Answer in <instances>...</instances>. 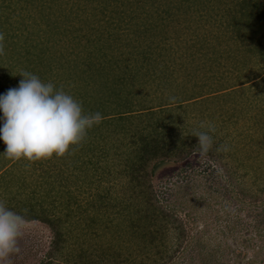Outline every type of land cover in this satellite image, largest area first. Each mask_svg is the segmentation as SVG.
Wrapping results in <instances>:
<instances>
[{"label": "trees", "instance_id": "1", "mask_svg": "<svg viewBox=\"0 0 264 264\" xmlns=\"http://www.w3.org/2000/svg\"><path fill=\"white\" fill-rule=\"evenodd\" d=\"M55 2L9 0L12 16L0 17V94L26 70L72 94L85 114L104 118L60 157L9 159L0 140V199L53 234L39 264H264L262 168L248 185L245 159L230 163L219 150L227 135L215 128L206 154L192 135L199 115L223 116L219 109L228 107L235 126L252 120L261 136L264 91L253 92L251 102L260 98L251 106L225 98L259 81V74L245 81L235 73L264 67V0H90L99 6L87 21L79 18L86 6L68 11ZM260 136L244 139L262 164ZM76 190L86 191L88 205ZM174 194L181 201L172 204ZM212 206L210 224L203 211ZM199 219L205 225L198 230ZM98 233L100 245L93 243ZM84 234L86 245L78 238Z\"/></svg>", "mask_w": 264, "mask_h": 264}, {"label": "clouds", "instance_id": "2", "mask_svg": "<svg viewBox=\"0 0 264 264\" xmlns=\"http://www.w3.org/2000/svg\"><path fill=\"white\" fill-rule=\"evenodd\" d=\"M5 55V34L0 31V56ZM17 87L0 94V140L9 159L36 161L64 156L72 146L83 142L90 129L103 121L99 111L85 114L83 105L63 88L45 82L37 74L21 71ZM212 123L200 125L192 135L197 138L200 154L214 144ZM219 150L228 152L224 144ZM26 218L0 199V261L20 254L19 240L24 234Z\"/></svg>", "mask_w": 264, "mask_h": 264}, {"label": "rangeland", "instance_id": "3", "mask_svg": "<svg viewBox=\"0 0 264 264\" xmlns=\"http://www.w3.org/2000/svg\"><path fill=\"white\" fill-rule=\"evenodd\" d=\"M101 1H102V6H103V1L104 0H101ZM2 2H3V0H0V17H2L3 19H6L7 17H11L12 14H13V11L9 7V0H6V2L4 4H2ZM60 2H61V0H59V2H55V3L59 5ZM55 3H52V4L55 5ZM62 3L64 4V7L68 11L71 9V7L74 8V10H76V8H80L81 7L83 9V7L86 6V13L79 17L81 20H84V18H86V21H87V19L89 17L90 18L93 17V12L97 8V7L95 8L94 6H99V4H97V3L94 4V5L91 4L90 0H86V3H85V0H62ZM77 4H79V5H77ZM7 6H8V9L6 8ZM38 6L39 7L41 6L40 3H39ZM77 12L79 14L82 13L81 11H77ZM75 16H76V14L73 15V17H75ZM11 19H13V17ZM70 19L71 18L66 19V20L69 21ZM219 22L221 23V21H219ZM75 23L76 24L73 26V23L68 22V24L72 25L73 29L76 28V27H79L81 25V23H79V22H75ZM40 28H41L40 25L39 26H38V24L35 25L36 31L40 30ZM104 31H105V34L107 35L109 33L108 32L109 28L108 27L102 28V30L100 29V31H98V32H100L102 34ZM73 32L78 33V32H76L74 30H73ZM98 32H95V34L98 33ZM208 32H207V35H208ZM170 33H171V31H170ZM71 36H72V33H71ZM66 45L67 44H65L63 46H66ZM230 67H232V66H230ZM199 72L200 71H198L197 73H199ZM263 73H264V67L259 66V65L253 66L250 69H245L243 67V71H240V72L236 71L235 75H241L242 79L245 80V81L246 80H251L250 79L251 77L253 78V77L256 76V74H259L260 75L259 81L251 80L249 82H246L245 85H243V86L239 85L241 87H237L235 89V90H239L237 92V94H236L237 96L234 95V96H230V97L225 98L227 100V103H229L231 101L239 103V105L241 103L242 104L248 103V104H250V106L254 105V104H257V100L260 97H253L252 102H251V98H252V95H253L254 91H255V94L257 96H259L260 94L262 95V93L260 92L261 90L264 91V75H262ZM198 75H200V74H198ZM194 80H195V78L193 79V82H194ZM255 89H257L258 91H256ZM246 90H248V91H246ZM246 92L250 93V94L247 96ZM150 98L151 99H156V98H159V97H155L153 94H151ZM201 107H199V109H201ZM227 108L228 107H225L223 109H219V111H223L224 110L223 116H220L219 113H217V115L216 114L211 115L214 118H211L210 115H208V116L199 115L198 120H199L200 123H204V124H207V123H212L213 124V123H215L216 130H221V131H218V132H221L220 135L221 136H225V135L228 136V138L227 137L226 138L228 139L227 140V144L230 146V151L226 152V158L229 160L230 163H233L234 160H236L237 158H238L237 162H240L241 160L245 159L244 162L247 164L246 170L248 172V175L242 177V179L248 185H255L256 182L254 180H256L258 178L257 177V173L255 171H257L258 168H260V167L262 169H259V172L261 173V175H262V177L264 179V163L260 164V162H259L260 160L256 159V157H255V159L253 158L252 149H249V143H248L249 141L245 140L244 136H247L249 133H252L253 136L257 138V136H260L259 135V131L257 133H253V130L255 128L253 124L255 122L254 121L252 122V120H247V119L246 120H242V121H240V123L237 126H235L234 123L232 121H230L229 118H228L229 113H226L227 112L226 111ZM262 117L263 116H261V118ZM224 121H225L226 126L223 125ZM248 128H252V129L249 132H247L246 129H248ZM229 132H230V135L232 137H230ZM236 136L238 138V141L236 140ZM260 140H261L262 143H264V129L261 132ZM232 146L236 150H233ZM233 152H236L235 155H229V154H234ZM228 155H229V157H228ZM194 163H195V165L198 166V163L196 162V160H194ZM236 163H234V164H236ZM216 165H217V162L214 161V167ZM203 169H204V166L201 167V170H203ZM199 172H198V174H200L199 178L200 179L205 178L203 174H206V173L205 172L199 173ZM240 172L242 173L241 175H243L244 169L241 168ZM191 175L195 176L196 174L193 173ZM222 178H226V177L222 176ZM256 181H259V180H256ZM174 187H177V185L174 184ZM167 188H169V187H167ZM203 189H201V188L198 189V190L194 189V190H192V193L193 192H197L196 194L199 196V194L204 193ZM95 191L96 190H94V193H95ZM76 193H77V196H78L77 199L80 201V203L83 206H86V205L89 204V201L91 200V198H88L89 195L88 196L86 195V191H84V190H81V191L76 190ZM163 196L167 197L166 194H164ZM178 199H179L178 195L174 194V196H171L169 199H167V201L172 203V204H175V202ZM179 201H181V200L179 199ZM177 205H180L179 202L177 203ZM215 209L216 208H214V206H212V208H205L204 209L205 211H203V213H205V215L208 212V217H209L208 218V222L210 224H212L213 216L216 214ZM203 213L198 211L199 216H201V215L203 216L204 215ZM182 215L185 216V213L184 214L182 213ZM193 224H194V226H198V228H195V229H198V230L205 225L203 219H199L196 222L193 221ZM98 236H99V233L97 234V236L95 235L93 237V238H95L93 240V243L100 245L103 241H100V238H98ZM52 237H53V234L51 232V229L48 226H46L45 224H41V223H37V222H26V225L24 227V234H23L22 238L19 240L20 241L19 242V247L21 248V253L20 254H14V255L4 259L3 261H0V264H39L40 262H42L41 260H43V258L46 256V254H47V252L49 250V247H50V244H51V241H52ZM78 238H81L80 241H79L80 244L82 243V241H85L83 243L86 245V234H84L83 236L78 237ZM89 239H90V237H89ZM76 241H77V239L76 240L74 239V240H72V243H74ZM58 258L59 259L61 258L60 260H63L62 256H59ZM75 258L77 259V257H75ZM67 264H68V262H67Z\"/></svg>", "mask_w": 264, "mask_h": 264}]
</instances>
